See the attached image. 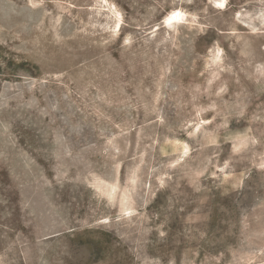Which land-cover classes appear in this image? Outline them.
I'll return each instance as SVG.
<instances>
[{
  "label": "rangeland",
  "instance_id": "rangeland-1",
  "mask_svg": "<svg viewBox=\"0 0 264 264\" xmlns=\"http://www.w3.org/2000/svg\"><path fill=\"white\" fill-rule=\"evenodd\" d=\"M0 264H264V0H0Z\"/></svg>",
  "mask_w": 264,
  "mask_h": 264
},
{
  "label": "bare ground",
  "instance_id": "bare-ground-1",
  "mask_svg": "<svg viewBox=\"0 0 264 264\" xmlns=\"http://www.w3.org/2000/svg\"><path fill=\"white\" fill-rule=\"evenodd\" d=\"M179 16L178 13H176V11L173 12V14L170 16L169 19H174V18H177Z\"/></svg>",
  "mask_w": 264,
  "mask_h": 264
}]
</instances>
